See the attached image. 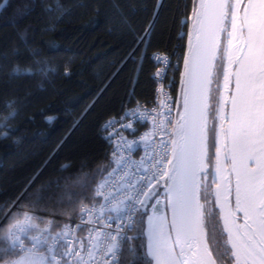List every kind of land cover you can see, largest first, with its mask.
<instances>
[{"label": "trees", "instance_id": "16d2710c", "mask_svg": "<svg viewBox=\"0 0 264 264\" xmlns=\"http://www.w3.org/2000/svg\"><path fill=\"white\" fill-rule=\"evenodd\" d=\"M191 2L0 0V264L25 256L13 249L14 226L27 225L28 242L37 235L49 241L99 204L109 152L101 125L126 105L153 100L157 66L151 54L186 55L181 13L190 14ZM161 3L165 11L142 46L146 57L130 58L133 39L139 41L151 22L144 6L151 13ZM6 106L15 110L9 121ZM146 219L137 215L120 264H149ZM207 232L210 246L225 253L224 264V236L211 218Z\"/></svg>", "mask_w": 264, "mask_h": 264}, {"label": "snow or ice", "instance_id": "6c2138e0", "mask_svg": "<svg viewBox=\"0 0 264 264\" xmlns=\"http://www.w3.org/2000/svg\"><path fill=\"white\" fill-rule=\"evenodd\" d=\"M156 9L150 13L144 6L151 22L139 41L133 39L130 58L146 57L142 46L164 4ZM181 14L188 43L180 96L173 99L161 88L164 98L151 110L137 101L106 120L101 128L109 152L102 172L113 176L117 166L125 169L122 182L136 194L127 203L142 209L138 215L158 219L162 195L167 232L153 223L146 237L149 264H222L225 253L218 255L208 243L209 218L224 235V264H264V0H192L190 14ZM14 112L6 106V121ZM137 115L151 127L138 132ZM126 132L135 138L129 140ZM136 143L144 146L138 165L121 155L124 146ZM118 241L113 233L109 256Z\"/></svg>", "mask_w": 264, "mask_h": 264}, {"label": "built area", "instance_id": "2783aa9c", "mask_svg": "<svg viewBox=\"0 0 264 264\" xmlns=\"http://www.w3.org/2000/svg\"><path fill=\"white\" fill-rule=\"evenodd\" d=\"M183 57L172 58L160 52L150 55V59L157 66L152 76L156 85L152 103L150 105L139 103L143 109L151 110L163 100L164 97L160 94L161 88L164 93L170 91L173 99L179 98L181 73L184 71ZM172 115L175 116V105H173ZM163 118L161 110L159 119ZM134 120L138 132L146 131L151 127V121L146 117L137 115ZM125 135L129 140L135 138L132 133L126 132ZM104 139L107 140L106 133H104ZM143 147L141 143H136L131 148L124 146L121 149V155L124 159L130 157L138 165ZM124 171L125 169L117 166L113 176L108 174L96 191L99 204L84 209L79 218L69 221L49 241L42 235H37L28 242L24 238L28 231L27 225L24 223L14 226L11 235L13 249L22 255L48 257L51 264H120L125 245L131 240L134 232L137 212L140 211L127 203L129 196L135 197L136 194L126 189L122 182L121 177ZM133 171H135V165ZM30 220L31 216L27 215L25 221ZM113 233L119 237V241L116 251L109 256L108 249L112 244Z\"/></svg>", "mask_w": 264, "mask_h": 264}, {"label": "rangeland", "instance_id": "374dc122", "mask_svg": "<svg viewBox=\"0 0 264 264\" xmlns=\"http://www.w3.org/2000/svg\"><path fill=\"white\" fill-rule=\"evenodd\" d=\"M213 151H214V149H213ZM211 179H212V177L209 176V183H211ZM212 188L214 191V186H212ZM213 199H214V197H213ZM159 209H160V214H159L158 219H154L151 216L147 217L146 227H145V232H144L145 237H147L150 234L153 223L158 224L163 229V231L165 233L167 232V221L164 219V216H163V212H164V200H163V198L160 199ZM150 214H151V209H150ZM220 230H221V228H220ZM222 235H223V233H222ZM222 241H223V243H222ZM221 243H222L221 246L223 247V249L226 252L227 245L225 244V240L222 239ZM12 264H49V259L47 257L25 255V256H21L18 260H16Z\"/></svg>", "mask_w": 264, "mask_h": 264}, {"label": "bare ground", "instance_id": "6f19581e", "mask_svg": "<svg viewBox=\"0 0 264 264\" xmlns=\"http://www.w3.org/2000/svg\"><path fill=\"white\" fill-rule=\"evenodd\" d=\"M153 99H154V96H153ZM153 101V100H152ZM152 101L149 103V104H147V105H150L151 103H152Z\"/></svg>", "mask_w": 264, "mask_h": 264}, {"label": "water", "instance_id": "95a60500", "mask_svg": "<svg viewBox=\"0 0 264 264\" xmlns=\"http://www.w3.org/2000/svg\"><path fill=\"white\" fill-rule=\"evenodd\" d=\"M186 54H187V52H186ZM170 215H171V214H170V212H169V219H170ZM208 243H209V241H208Z\"/></svg>", "mask_w": 264, "mask_h": 264}]
</instances>
